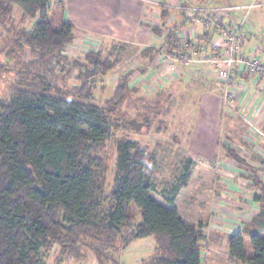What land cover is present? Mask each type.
Wrapping results in <instances>:
<instances>
[{"label":"trees","instance_id":"1","mask_svg":"<svg viewBox=\"0 0 264 264\" xmlns=\"http://www.w3.org/2000/svg\"><path fill=\"white\" fill-rule=\"evenodd\" d=\"M11 2L0 0V23L10 15ZM38 11L33 28L19 34L21 49L29 48L42 61L68 58L64 52L74 42L75 28L65 19L63 2L42 5ZM180 12L185 19L174 23L173 30L165 29L170 17L166 9L160 11L161 24L149 27L154 36L164 37L169 51L176 49L177 33L187 24L184 10ZM101 50L87 52L94 72L80 78L81 86L54 87L46 74L29 67L16 73L11 94L0 101V264H38L39 249L54 244L74 250L77 257L85 240L94 241L88 243L93 250L97 243L105 244L98 250L104 256L127 227L132 206L139 210L140 222L130 237L119 238V254L134 241L153 238L155 254L142 264H203L201 225L185 222L173 208L190 180L191 160L186 161L182 184L173 189L172 196H164L171 207L166 208L153 197L152 157L139 143L119 142L113 208L105 211L103 207L102 165L95 154L112 129L119 127L113 115L124 104L129 82L121 79L113 100L97 104L94 78L115 66L102 60ZM34 80L39 81L37 87L30 86ZM227 153L241 167L239 155L233 150ZM255 199L262 202L260 212L228 239L232 259L241 264H264V200ZM246 238L252 256L246 252Z\"/></svg>","mask_w":264,"mask_h":264},{"label":"rangeland","instance_id":"2","mask_svg":"<svg viewBox=\"0 0 264 264\" xmlns=\"http://www.w3.org/2000/svg\"><path fill=\"white\" fill-rule=\"evenodd\" d=\"M184 1L189 7L228 5L248 7L253 5L255 7L249 16L251 18L258 10V4L263 0ZM54 2L55 0H12L10 15L0 23V64L3 66L0 71V101L8 98L11 94L13 81L20 69L30 67L35 72L46 74L47 81L52 86L61 88L66 86L72 89L84 83L80 78L87 73L94 72L86 60L89 51L87 48L92 45L88 41L87 44H84L83 40L85 39L81 37L74 38L73 44L66 47L64 52L68 56V58L65 57L66 59L54 56L52 60L48 57L42 61L39 55L29 48L21 49V44L17 41L20 32H26L33 28L39 19L38 8L40 6H52ZM156 10L157 8L152 6L149 11L154 13ZM160 11L157 10V12ZM180 17L178 15L174 19L169 17L165 23V29L173 30L175 20ZM150 33L152 34L151 30ZM150 35L142 34L139 42L134 45L110 40H106L103 44L100 43L102 60H109L115 66L105 75L101 73L94 78L96 88L94 95L97 104L103 105L113 100L121 79L125 78L129 82L124 104L113 115L116 126L119 127L112 129L108 141L95 154V157L101 160L102 165L99 171L103 184L100 200L105 211L113 208L111 194L115 186L119 142L139 143L152 157L153 197L157 201L167 204L164 196H172L173 189L182 184L180 178L185 172V164L188 159L186 148L190 133L201 111V100L207 94H214L219 98L223 95L222 88L206 72L205 65L200 64L182 67L179 72V78L181 77L179 80L168 82L162 89L156 88L154 93H145L143 86L148 85L149 87L152 84L149 79L154 73L162 71L164 66V63L156 64L160 56V47L165 45L164 37L160 41L153 34L152 37ZM86 38L95 39L93 36ZM38 85V80L30 83L32 87ZM222 109L224 114L236 118L240 113L239 110V113L227 111L224 104H222ZM234 122L238 124L237 120ZM226 139L220 138L221 146H227L224 143ZM228 155L218 149L209 161L211 167L209 174L203 171L204 169H198L197 175L195 174L193 179L189 180L188 186L185 187L180 197L179 204L183 217L195 226L201 225L204 234L208 228L213 226L217 230L232 234L237 229L234 227L236 226L234 225L235 218L239 219V216L251 212V208H249L251 201L246 199L249 197L248 186L242 180V177L246 175L244 174L245 170L229 160ZM197 160L198 163L208 164L207 160L205 162L200 158ZM199 166L201 167V165ZM222 199L224 203L218 202ZM200 203H204L206 206L196 207ZM212 204L218 206L212 213H209L208 205ZM243 208L247 212L242 211ZM129 214L130 220L127 227L123 228L121 236L117 237V242L105 249L104 256L102 253H98V250L101 251L103 248L99 247H104L105 244L100 246V243H97V246L94 247L97 250H93L88 243L94 241L85 240L81 246L79 245L77 257L74 250L72 252L58 244L48 248L41 247L37 255L38 264H116L117 258L119 264H142V260H148L150 255L155 254L157 243L151 238L134 241L119 254L122 247L119 238L123 240L130 237L132 228L140 222V212L136 207H130ZM238 221V223L244 222ZM245 242L246 252L252 256L253 250L248 238ZM220 257L223 261L227 259V256L221 255Z\"/></svg>","mask_w":264,"mask_h":264},{"label":"crops","instance_id":"3","mask_svg":"<svg viewBox=\"0 0 264 264\" xmlns=\"http://www.w3.org/2000/svg\"><path fill=\"white\" fill-rule=\"evenodd\" d=\"M60 1H62L65 6V19L74 25V38H84V44H87V41L93 42V44L94 42L103 44L106 40L132 45L137 44L142 34H151H149L150 25L158 23L154 19L157 10H169L172 19H174L176 15L179 17L181 16L175 20L176 24H181L184 15L181 14L180 8L184 5H188L184 0ZM152 6L157 8L154 13L152 12L153 14L149 11ZM257 8L258 10H256L243 28V53L245 55H248L255 45L261 44L264 48V0L258 4ZM240 18V16H236L237 20H240ZM87 36H93L95 39L86 38ZM150 36L152 37V34ZM200 36V42L204 45L214 43L217 39V36L213 32L202 33ZM157 39H160V41L162 40L161 38ZM163 41H165L164 38ZM163 47L164 46H161L160 49ZM87 49L94 50L95 48L90 46ZM237 70L241 73L240 77L237 79L238 82L246 84L249 89L246 98L240 104V113L238 117L236 118L223 113L222 100L218 96L214 94H207L204 96L201 100V111L190 133L186 152L188 154L187 160L192 161L190 180L191 178L193 179L195 174L197 175L198 169H204L203 171L209 174L208 172L211 168L209 161L214 157V153H216L218 149H221L224 153H227L229 150L236 152L243 160L240 166L244 168V174L246 175L242 177V180L244 181L243 183L248 186L249 197L246 199L247 201L250 200L253 202L249 203V208H251L250 214L254 217L260 212L262 204L260 201L255 202V197L261 201L264 200V197L260 198L264 196V137H255L250 132L247 121L250 120L255 126L260 128L261 132L264 134V86L263 83L256 82L253 78L247 76L243 66H238ZM144 91H146L145 88ZM145 93L148 92L146 91ZM234 120H237L238 124L234 122ZM220 138L228 139L224 140L227 146H221L222 143ZM197 158L203 159L204 162L207 160L208 164L198 163L199 161ZM232 162L234 163V161ZM199 165H201V167ZM183 190H185V187L180 190L173 208L178 210L182 220L192 224L183 217L180 210L179 202ZM223 201L222 199V201L220 200L218 202L224 203ZM157 202L166 208H171L168 204ZM202 204H197L196 207L202 208L206 206V204ZM208 206V212L212 213L218 205L212 204ZM242 211L247 212L245 208H243ZM248 223L245 224L247 225ZM201 231L203 236H205V241L201 244L204 258L203 264L239 263L232 259L230 255L228 239L231 235L241 230L233 231L234 233L232 232V234H230L217 230L216 227L213 226L208 228L205 234L203 228H201ZM221 255L227 256L226 261L221 259ZM152 256L150 255L148 258ZM205 257L207 258L206 260Z\"/></svg>","mask_w":264,"mask_h":264},{"label":"built area","instance_id":"4","mask_svg":"<svg viewBox=\"0 0 264 264\" xmlns=\"http://www.w3.org/2000/svg\"><path fill=\"white\" fill-rule=\"evenodd\" d=\"M255 6L248 7H187L185 12L187 24L177 33L175 47L169 51L167 44L160 49V56L156 64L164 63L162 71L154 73L149 79L152 84L145 85L148 93H154L166 83L179 79L182 67L190 65H205L206 72L213 77L217 85L222 88V104L229 112L239 113L240 104L246 98L249 89L246 84L238 82L241 73L238 66H243L247 76L264 86V48L255 45L248 55L243 53V28ZM154 19L160 25V13H155ZM240 15V20L236 16ZM213 32L217 39L214 43L204 45L200 42L202 33ZM96 50L100 44L89 42ZM157 88V89H156ZM250 132L255 137H264L261 129L250 120L247 121ZM252 214H244L235 218L234 227L242 230L245 223L252 219ZM244 221L238 223L239 221ZM242 228V229H241Z\"/></svg>","mask_w":264,"mask_h":264}]
</instances>
